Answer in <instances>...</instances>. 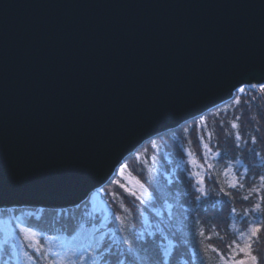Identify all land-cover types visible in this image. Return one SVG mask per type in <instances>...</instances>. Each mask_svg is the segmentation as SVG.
<instances>
[{"label": "water", "instance_id": "1", "mask_svg": "<svg viewBox=\"0 0 264 264\" xmlns=\"http://www.w3.org/2000/svg\"><path fill=\"white\" fill-rule=\"evenodd\" d=\"M260 69L264 0H0V209L80 205Z\"/></svg>", "mask_w": 264, "mask_h": 264}, {"label": "snow or ice", "instance_id": "2", "mask_svg": "<svg viewBox=\"0 0 264 264\" xmlns=\"http://www.w3.org/2000/svg\"><path fill=\"white\" fill-rule=\"evenodd\" d=\"M235 78L236 82L231 85L232 91L228 99L234 101L236 105L241 104L242 97H248L243 101L247 105L255 102L258 96L254 93L264 96V69H260L259 72H242ZM207 112L208 106H205L204 109H197L188 117L181 118L182 120L190 119L191 127L199 129L201 134L198 139L201 148L198 151L184 149V155L188 158L186 162L194 170L188 171L180 168L179 172L169 173L172 179L166 181L170 186L174 185L184 189L177 191L173 196L177 203V212L182 217L180 221L173 223L177 212L172 210L173 205L168 203V199L160 188V179H166L165 173L168 170L165 169L164 172H161L158 167L153 168L148 163L149 158L146 157L138 176L131 175L130 182L115 181L118 189L123 190L119 192L121 197L119 208L122 211L113 212L111 215L118 222V231L121 233V240L126 247L112 253L111 259L105 257V252L110 249L111 245L103 244V238L95 235V228L89 230L85 227L87 221L77 218L74 214H69L66 209H61L58 215L63 217V222L61 223L60 220L53 222L59 224L58 234L54 237L45 235V225H34L28 222L27 218L34 215L32 212H22L20 216L12 217L9 221L14 225L11 232L5 238L0 239V264H97V260L102 264H175L174 254H180L181 248L190 244L193 251L186 264H193L194 261H199V264H207L204 257L209 250L219 257L221 264H264V252L256 247L264 236V172L257 176L258 169L252 165L245 167L239 159H235L223 169L225 177L223 184H220L218 179H213L217 173L215 164L209 161L213 158L217 161L222 160L224 152L219 149L213 151L209 143L204 142ZM197 119L202 123L198 124ZM240 120L241 116L235 117V121ZM239 127L237 122L231 123L232 129ZM161 131V129H154L141 137V140L147 138L157 153H159L160 147L156 144V139L162 143L165 139L164 135H161ZM259 131V128L256 127L255 132L259 133ZM232 135L231 132L227 133L229 137ZM234 136L237 142L235 147L239 149L241 145L238 142L244 138L240 131H236ZM153 137L156 139H152ZM211 138L209 134V141ZM250 141L251 146L247 147L245 151L251 154L253 165L257 159L264 162V156L254 147L258 143H264V137L251 135ZM245 144H248V140H245ZM140 145L141 142L136 141L117 158L110 169L112 176L118 174L123 178V170L128 168V164L124 162L126 158L131 159L135 156L139 161ZM164 147L167 148L168 145L164 144ZM158 159L164 160L167 157L158 155L151 157L153 164H156ZM237 165L243 167L244 170L239 171ZM145 169H147V177L141 179V177H145ZM106 179L109 184L113 183V180ZM208 181L220 184L219 189L210 190ZM249 181L253 183L248 189V194L239 197V199L248 202L255 196V202L244 207L242 213H238L234 206L230 208L232 216L242 215L247 220L245 231H240L235 239L225 244L224 251L211 243L204 246L203 241L211 239V236L205 235L206 229L209 228V220L206 218L209 211L208 202L215 200L216 204L222 203L223 205L234 203L238 197L233 193H239L240 190L245 189ZM99 191L104 192L105 189L101 188ZM111 195L115 198L117 193H111ZM0 197H7L2 189H0ZM127 197L133 198L132 207L125 206L123 201ZM217 197L219 199H216ZM186 204L189 205L188 214L184 215V205ZM74 207H78V205H74ZM107 207L111 209L110 204ZM162 210L166 212L167 222L160 218ZM147 211H151L155 217L160 219H158L155 231L145 229L146 236L137 235V220L143 217ZM219 211H223V208ZM219 227L218 224H210L211 229ZM216 235L219 236V232ZM189 237H195V239H189ZM219 238L220 240L224 239L223 236H219ZM42 241L47 242V247Z\"/></svg>", "mask_w": 264, "mask_h": 264}, {"label": "trees", "instance_id": "3", "mask_svg": "<svg viewBox=\"0 0 264 264\" xmlns=\"http://www.w3.org/2000/svg\"><path fill=\"white\" fill-rule=\"evenodd\" d=\"M255 94V93H254ZM248 97H242V102L240 105H236L234 101H227L226 103L210 110L205 115L207 121V128L204 133V142L209 143V146L216 151L217 149L224 152L222 160L217 161L215 158L211 159L209 162L215 164V172L217 173L214 176V180H219L220 184H223L225 177L223 176V169L227 166L229 162H233L235 159H239L241 164L245 167L250 165L254 166L257 171L256 175L258 176L261 172H264V162H261L257 159L253 165V161L250 153H246V148L251 146L250 136L258 135L264 137V96L258 101V98L255 102H252L250 105L245 104L243 101L247 100ZM241 116L240 121H235L236 116ZM223 122V123H221ZM237 122L240 127L238 129H232L231 123ZM197 123H202L197 119ZM252 125V126H250ZM259 128V133L255 132V128ZM187 129V131H185ZM240 131L244 139L239 141L241 148L237 149L235 147V132ZM231 132L233 135L231 137L227 136V133ZM200 131L197 128L191 127V121L186 122L175 130L168 131L161 135H164L165 139L162 143L159 139L155 137L156 144L160 147L159 153L156 149H153L151 142L148 140L142 146H140L141 156L139 161L136 157L133 156L131 159H125L124 162L128 164V168L124 169L123 178L120 175H115L111 177L113 183L105 184L102 188L105 189L104 192L95 191L92 193L86 201L78 205V207L66 208L69 214H74L77 218H82L87 223L85 227L89 230L95 228V235L97 237L103 238L104 245H111L110 249L105 252V257L108 259L112 258V253L123 250L126 246L121 240V233L118 231V222L114 220L111 213H119L122 210L119 208L121 203V197L119 192H122V189H118V185L115 181H120L121 183L130 182L131 175H139V170L145 160L148 159V163L152 165L153 168H159L161 172H164L165 169L168 171L165 173L166 179H160V188L162 193L168 199V203L173 205V211L177 212V203L173 198L174 194L177 191H183V187L177 188L174 185H169L166 181L167 179H172V176L169 173H176L180 171V168L187 169L188 171L194 170L192 167L187 164V157L184 155V149L189 148L194 151H198L201 148L199 142ZM211 135V141L208 139V135ZM245 140H248V144H245ZM164 144H167L168 147L165 148ZM256 150L261 152V155L264 156V143H258L255 145ZM154 155L164 156L167 159L157 160L156 164H153L151 157ZM171 161V163H169ZM180 166L179 168L177 166ZM239 171H243V167H239ZM251 176L252 173L250 172ZM186 176V174H185ZM147 177V169H145V179ZM187 178V177H186ZM252 181H249L246 184L245 189L240 190L239 193H233L238 197V199L229 205L216 204L215 200H210L207 207L209 208L206 218L209 220V228L206 229L205 235L211 236V239H205L203 241L204 246L211 243L216 247L224 251V245L230 243L232 239H235L240 231H245L247 228V220L242 215L232 216L230 214V208L236 207L238 213H242L244 207L250 206L251 203L255 202V196L248 202H244L239 197L248 194V189L252 186ZM258 183V181H257ZM220 184L213 183V181H208V188L218 190ZM101 189V188H100ZM171 189V191H169ZM111 193H117L116 197L113 198ZM132 197H127L123 202L125 206L132 207ZM216 199H219L217 197ZM111 205V209L107 205ZM189 205H184V215H187V209ZM223 208V211H219ZM42 210V211H41ZM61 209H50V208H8L0 209V239L5 238V236L11 232L12 224L9 223L10 219L15 216H20L22 212H32L33 216L28 217V222L30 224H43L45 225V235L48 237H54L57 233V228L59 224H54L55 220H60L63 222V217L58 215ZM39 217V218H38ZM107 217V219H105ZM166 218V212L161 211V217ZM155 217L154 213L151 211L145 212L143 217L138 218L136 223V234L145 235V229L148 231H155L157 226L158 219ZM182 217L179 212H177L176 217L173 220V223L180 221ZM215 223L220 227L217 229H211L210 224ZM219 232V236H223L224 239L220 240L219 236L216 233ZM189 239H195V237H189ZM44 242V241H42ZM45 247H47V242ZM257 248L261 252H264V236L258 245ZM192 246L191 244L182 247L180 254L175 255V264H186L188 257L192 255ZM143 254V253H141ZM205 260L207 264H221L219 257L209 250L205 254ZM97 264H102L101 261L97 260ZM193 264H199V261H194Z\"/></svg>", "mask_w": 264, "mask_h": 264}, {"label": "rangeland", "instance_id": "4", "mask_svg": "<svg viewBox=\"0 0 264 264\" xmlns=\"http://www.w3.org/2000/svg\"><path fill=\"white\" fill-rule=\"evenodd\" d=\"M255 94H257V96H258V101H260V99L262 98V96L258 95V93H255Z\"/></svg>", "mask_w": 264, "mask_h": 264}]
</instances>
